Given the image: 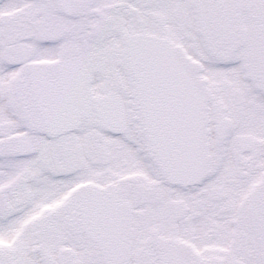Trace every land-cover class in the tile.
<instances>
[{
    "label": "snow or ice",
    "instance_id": "obj_1",
    "mask_svg": "<svg viewBox=\"0 0 264 264\" xmlns=\"http://www.w3.org/2000/svg\"><path fill=\"white\" fill-rule=\"evenodd\" d=\"M0 264H264V0H0Z\"/></svg>",
    "mask_w": 264,
    "mask_h": 264
}]
</instances>
